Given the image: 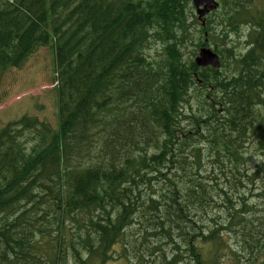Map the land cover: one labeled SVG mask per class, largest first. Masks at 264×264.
Instances as JSON below:
<instances>
[{
    "label": "trees",
    "instance_id": "trees-1",
    "mask_svg": "<svg viewBox=\"0 0 264 264\" xmlns=\"http://www.w3.org/2000/svg\"><path fill=\"white\" fill-rule=\"evenodd\" d=\"M222 1L0 0V78L53 47L59 122L0 129V264H264V10Z\"/></svg>",
    "mask_w": 264,
    "mask_h": 264
},
{
    "label": "rangeland",
    "instance_id": "rangeland-1",
    "mask_svg": "<svg viewBox=\"0 0 264 264\" xmlns=\"http://www.w3.org/2000/svg\"><path fill=\"white\" fill-rule=\"evenodd\" d=\"M224 1L231 3L232 0ZM217 2L219 5L217 9L214 10H220L223 1L217 0ZM252 3V12L256 8L264 10V0H252ZM191 5L196 14V9L192 2ZM221 13V11H217L207 16H211L216 20H221ZM197 19L192 22L191 30L200 29L202 27V22ZM238 27V31H230L229 29L226 30L223 25H217L215 41L220 47H226L232 42L235 44H243L248 39L247 32L250 31L251 24L242 23L239 24ZM197 35L202 37L206 35V33H201L199 30ZM190 44L189 42V45ZM211 45L213 46V41H211ZM54 55L53 47L50 45L40 47L39 50L26 59L19 68H9L2 74L0 78V129L10 122L19 120L27 115L30 116L31 114H37L40 118L49 121L53 127H58L57 81ZM193 58H195V56ZM197 90L198 87L191 88L190 94H196ZM186 110H188L187 113L189 114V109L186 108ZM260 112L264 113L263 107L260 108ZM188 121L189 120H185L183 124H186ZM29 135V133H26L24 138ZM203 149L207 151V147H203ZM250 158V166L255 170L258 165L264 161V153H260V151L251 148ZM187 168L190 170L188 166ZM177 171L179 174H185L180 168ZM208 173H211V171ZM188 181L189 180H187V182ZM158 211L159 206L157 205L154 208V212L157 213ZM200 211L202 212L201 209ZM165 220L167 219L164 217L163 221ZM152 221L153 220H149L147 223L145 222V226L150 230L156 229L154 225L150 223ZM170 254L169 252L165 253L166 256H170ZM120 258L121 257L114 259L112 264H127L125 260L121 259L122 261H120ZM219 264H234L228 251H225L221 255Z\"/></svg>",
    "mask_w": 264,
    "mask_h": 264
},
{
    "label": "water",
    "instance_id": "water-1",
    "mask_svg": "<svg viewBox=\"0 0 264 264\" xmlns=\"http://www.w3.org/2000/svg\"><path fill=\"white\" fill-rule=\"evenodd\" d=\"M193 4L196 6L197 13L199 18H203L211 10L215 9L218 6L216 0H192ZM196 63L199 66H214L216 68L220 67V59L217 53L211 50L208 47H202L199 55L196 57Z\"/></svg>",
    "mask_w": 264,
    "mask_h": 264
},
{
    "label": "bare ground",
    "instance_id": "bare-ground-1",
    "mask_svg": "<svg viewBox=\"0 0 264 264\" xmlns=\"http://www.w3.org/2000/svg\"><path fill=\"white\" fill-rule=\"evenodd\" d=\"M196 11V10H195ZM43 36V35H42ZM59 38V37H58ZM61 39V38H60ZM70 41V40H69ZM70 43V42H69ZM68 44V43H67ZM18 67V66H17ZM195 77L197 78V75H195ZM7 127V126H6ZM28 130V129H27ZM190 183V182H189ZM226 197V196H225ZM229 203V202H228ZM70 206V205H69ZM156 210V209H155ZM151 211V210H150ZM227 221V220H226ZM147 223V222H146ZM112 240V239H111ZM172 242V241H171Z\"/></svg>",
    "mask_w": 264,
    "mask_h": 264
}]
</instances>
